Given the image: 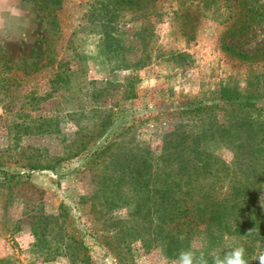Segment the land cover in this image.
Wrapping results in <instances>:
<instances>
[{
	"label": "rangeland",
	"instance_id": "1",
	"mask_svg": "<svg viewBox=\"0 0 264 264\" xmlns=\"http://www.w3.org/2000/svg\"><path fill=\"white\" fill-rule=\"evenodd\" d=\"M116 1L0 0V264H213L236 245L257 264L261 243L162 221L149 159L233 163L220 135L251 107L227 102L264 117V19L226 38L256 54L239 59L226 0Z\"/></svg>",
	"mask_w": 264,
	"mask_h": 264
},
{
	"label": "trees",
	"instance_id": "2",
	"mask_svg": "<svg viewBox=\"0 0 264 264\" xmlns=\"http://www.w3.org/2000/svg\"><path fill=\"white\" fill-rule=\"evenodd\" d=\"M227 1L233 22L221 39L222 46L239 59H252L256 54L235 51L226 38L243 36L264 19V1ZM124 3L140 6L136 0L118 2ZM190 14L189 7L181 11L182 17ZM227 105L234 113L251 107L243 112L245 120L231 126L234 131L224 129L220 135V140L227 138L234 145L233 163L228 165L199 147L186 155H162L156 165L149 159V196L161 206L162 221L166 219L173 229L181 224L189 233L203 226L211 237L240 235L264 246V117L253 114L256 111L248 102L228 101Z\"/></svg>",
	"mask_w": 264,
	"mask_h": 264
},
{
	"label": "clouds",
	"instance_id": "3",
	"mask_svg": "<svg viewBox=\"0 0 264 264\" xmlns=\"http://www.w3.org/2000/svg\"><path fill=\"white\" fill-rule=\"evenodd\" d=\"M249 231V233H251ZM257 264H264V249L255 255ZM178 264H208V259L201 252L199 256L192 250L182 251L179 255ZM213 264H249L246 259V249L243 245H236L223 253V256L215 255Z\"/></svg>",
	"mask_w": 264,
	"mask_h": 264
}]
</instances>
